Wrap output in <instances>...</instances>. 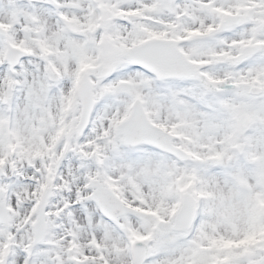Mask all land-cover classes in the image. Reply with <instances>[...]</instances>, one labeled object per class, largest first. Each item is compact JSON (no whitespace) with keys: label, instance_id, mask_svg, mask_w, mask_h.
Instances as JSON below:
<instances>
[{"label":"snow or ice","instance_id":"obj_1","mask_svg":"<svg viewBox=\"0 0 264 264\" xmlns=\"http://www.w3.org/2000/svg\"><path fill=\"white\" fill-rule=\"evenodd\" d=\"M0 264H264V0H0Z\"/></svg>","mask_w":264,"mask_h":264}]
</instances>
